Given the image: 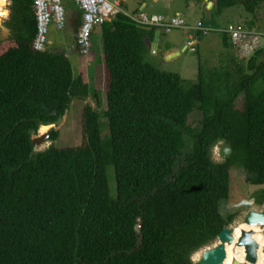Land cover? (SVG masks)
<instances>
[{"label": "trees", "instance_id": "1", "mask_svg": "<svg viewBox=\"0 0 264 264\" xmlns=\"http://www.w3.org/2000/svg\"><path fill=\"white\" fill-rule=\"evenodd\" d=\"M238 3L256 17L264 0H214L211 9ZM9 9L12 35L0 40V264H194L233 218L220 203L235 168L245 183L264 185V49L233 62L231 37L219 31L217 64L199 59L197 80L185 82L145 60L158 28L118 12L102 25L104 62L91 89L86 67L75 74L63 51L34 48L33 0H10ZM68 22L76 34L79 9ZM100 82L107 109L84 102L81 144L56 146L53 128L51 144L34 153L31 137L59 123L73 97L98 99ZM220 142L232 154L215 161ZM253 198L263 202L264 189Z\"/></svg>", "mask_w": 264, "mask_h": 264}, {"label": "rangeland", "instance_id": "2", "mask_svg": "<svg viewBox=\"0 0 264 264\" xmlns=\"http://www.w3.org/2000/svg\"><path fill=\"white\" fill-rule=\"evenodd\" d=\"M71 2L70 0H61V3L66 10L67 17L69 16L71 7L73 6ZM143 3L145 4L144 11L149 14L157 13L172 16L176 13H181L185 18V27L177 28L171 31H160L158 39L157 36L154 38V51L152 49L145 56L146 61L155 64L158 68L167 72L180 74L185 82H195L197 80L199 59L205 61L207 58L209 61L208 63L211 66L217 64L219 57L218 53L222 49L221 33L219 31H210L207 34H202L200 36L197 35L194 43V46H196L197 50H191L190 46L188 45V34L192 31L191 26L202 25L213 28L223 26L225 27L229 22L241 20L243 18L241 16H237L239 11L238 9H243L241 3L225 9L222 14H217L213 9L207 8L203 0H123V2L121 0V7L128 13H132L135 12V9L140 10V7ZM3 4L4 0H0V11L2 10ZM9 5L10 0H6V8H9ZM209 7H211V4ZM244 13L247 12L244 10ZM6 18L7 15L3 18L0 16V25L5 24ZM61 31L63 33L65 30H58L53 23L50 24L47 41L48 49L57 51L63 50L64 45L62 43ZM75 37L76 34L72 29V42H74ZM151 42L152 41L149 43ZM259 42L260 44L264 45V36L260 38ZM172 44L177 48V50L174 52L178 51L179 54L169 59H165L166 54L169 51L168 46ZM252 52L246 54L247 56L238 57L237 55H234L233 62L234 59H237V61L240 63L245 64ZM73 59V57L70 58L72 62ZM75 62H73V71L76 74L81 69V63ZM87 100L91 101L99 111H104L107 109V98L104 89H102L101 93H99L98 99H94L90 96L86 100H83V97H73L69 108L67 109L61 121L57 124H54L53 126V128L59 130L58 138L55 140L56 146H77L81 144L82 109L84 102ZM200 116L201 113L199 111L192 112L189 115V123L194 125ZM100 132L103 138H106L109 134L108 123L104 116L100 117ZM51 142L52 141L50 139L47 142H44V147L42 149H39L42 144L37 145L34 148V153L47 148ZM222 143L223 142L218 143L213 149L212 156L215 161L224 160L220 155ZM189 146L190 142L188 141L185 152L190 149ZM106 172L109 178L111 193L116 195V178L114 167L112 165H108ZM262 189H264V185L245 183L242 169L240 167L235 168L234 177L232 180L231 195L229 198L223 199L220 203L222 215L226 219H228L230 215L233 216L232 220H228V225L235 227L244 221V216L248 211L261 210L264 208V201L262 202L261 200L253 198V196ZM250 200L252 201V204H249L248 201ZM212 244H214V242Z\"/></svg>", "mask_w": 264, "mask_h": 264}, {"label": "built area", "instance_id": "3", "mask_svg": "<svg viewBox=\"0 0 264 264\" xmlns=\"http://www.w3.org/2000/svg\"><path fill=\"white\" fill-rule=\"evenodd\" d=\"M81 12L82 22L76 33L71 48H78L82 56H88L92 49V29L95 26H102L108 19L114 17L118 12L129 15L137 22L158 28L161 31H171L186 26L185 18L181 13L169 16L165 14H149L141 7L139 11L128 13L121 7V0H70ZM34 12L37 21V33L33 41L36 50L45 51L48 49V31L51 23L58 30H62L68 17L61 0H33ZM188 34L191 50L194 46L198 32L207 34L210 31H224L229 34L233 44L238 48L249 52L259 47L260 38L264 36V30L249 28L245 22H229L225 27H207L198 25L191 28ZM250 38V41H249Z\"/></svg>", "mask_w": 264, "mask_h": 264}, {"label": "water", "instance_id": "4", "mask_svg": "<svg viewBox=\"0 0 264 264\" xmlns=\"http://www.w3.org/2000/svg\"><path fill=\"white\" fill-rule=\"evenodd\" d=\"M7 16L9 15L10 9L6 8ZM157 33V32H156ZM12 35L11 29L6 24L0 25V40L9 38ZM179 52L172 53L168 55L171 58ZM54 124L44 133H40L39 130L32 137V143L34 148L37 145H41L50 139L51 132L53 130ZM232 154V146L230 142H223L220 148V155L223 159L230 157ZM244 222L248 224H259L264 229V208L261 210H250L244 216ZM139 230L142 228V222L138 223ZM234 226L225 224L218 234L217 240L212 245H207L202 247L203 253L197 261L193 260L194 264H223L224 258L226 256V245L233 242L234 236ZM237 244L244 245L246 249V259L251 262H255L257 259V250L259 248V243L252 237L250 231L243 230L241 235L237 238ZM262 252L264 253V245H262ZM232 264H239L237 260L233 261Z\"/></svg>", "mask_w": 264, "mask_h": 264}, {"label": "crops", "instance_id": "5", "mask_svg": "<svg viewBox=\"0 0 264 264\" xmlns=\"http://www.w3.org/2000/svg\"><path fill=\"white\" fill-rule=\"evenodd\" d=\"M203 1H204V4L207 8H212V6L214 4V0H203ZM122 2H123V0H122ZM71 4L73 5L71 7V10L72 9L78 10L77 5H75L73 2H71ZM210 4H211V7H209ZM141 7L145 8V4L143 3L141 5ZM242 8L243 9H238L239 11H238L237 16H241L243 18L241 20H234L231 22H246V24L249 28H256V29L258 28L259 30H264V3L259 6L257 13H256V17H254L252 14L248 13L245 10L243 5H242ZM244 10L247 13H244ZM134 11L137 12V11H139V9H135ZM195 26H198V25L191 26V28L195 27ZM62 30H65V31H63V33L61 31L62 43L64 45V48L62 51L65 53L66 56H68L69 59L71 57H73L74 58L73 62H75V60H76L75 63H77V62L81 63L80 64L81 65L80 71L84 67H86L87 72H88L90 88L91 89L96 88V84L99 82V80H97L98 76H99L98 70L100 71V65H102V63L104 62V54H103L104 50H103V42H102V26H95L92 29V35H91V37H92V49H91V53L88 56H82L80 54L78 48H71L72 41H73V38H71L72 27H71L70 23L68 22V20L66 22L64 29H62ZM158 35H159V31L155 35V37L157 36V39H158ZM249 41H250V38H249ZM232 44H233V42H232ZM154 45H155L154 40L151 43L148 42V46L150 47V50L153 49V51H154ZM259 46L264 49V45L260 44V42H259ZM168 49H169V51L166 54L165 59H169L167 56L172 54V53H175L174 51L177 50L176 46H173V44L169 45ZM232 49H233L234 55H237L238 57L247 56L246 54H248L247 51L242 50V49H238L234 44L232 45ZM73 62L71 61L72 66L74 67ZM80 71H78V73ZM101 84H102V82H100V85L97 88V89H99L98 90L99 93H101V91L103 89V88H101L102 87ZM104 92H105V90H104ZM105 94H106V92H105ZM90 97H92V95H90Z\"/></svg>", "mask_w": 264, "mask_h": 264}, {"label": "bare ground", "instance_id": "6", "mask_svg": "<svg viewBox=\"0 0 264 264\" xmlns=\"http://www.w3.org/2000/svg\"><path fill=\"white\" fill-rule=\"evenodd\" d=\"M41 126H45V125H41ZM51 126L52 125H48L47 127L50 128ZM243 230L250 231L252 237L259 243V248L257 250V259L255 262H251L250 260H247L246 249L244 245L237 244V238L241 235ZM234 236L235 239L233 240V242L226 245V256L224 258L223 264H232L233 261L235 260H237L239 264H264V253L262 252V245H264V229L261 225L248 224L242 221L237 226H235ZM201 255L202 253L197 256L198 257L197 260L200 259Z\"/></svg>", "mask_w": 264, "mask_h": 264}, {"label": "snow or ice", "instance_id": "7", "mask_svg": "<svg viewBox=\"0 0 264 264\" xmlns=\"http://www.w3.org/2000/svg\"><path fill=\"white\" fill-rule=\"evenodd\" d=\"M4 13H0V15H3Z\"/></svg>", "mask_w": 264, "mask_h": 264}]
</instances>
